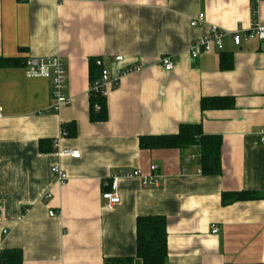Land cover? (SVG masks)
<instances>
[{
	"label": "crops",
	"instance_id": "1",
	"mask_svg": "<svg viewBox=\"0 0 264 264\" xmlns=\"http://www.w3.org/2000/svg\"><path fill=\"white\" fill-rule=\"evenodd\" d=\"M258 8L264 21V0ZM199 15L206 25L191 27ZM252 22L250 0H0V253L21 251L23 264H142L137 220L163 217L166 264H264V43L237 48L227 37L222 52L190 53L211 26L233 32ZM55 57L65 62L71 104L44 114L51 83L28 78L24 63ZM96 59L111 73L141 68L109 92L101 123L90 120ZM187 125L221 141L220 174L203 172L199 147L141 148V139ZM64 126L74 132L63 137ZM54 141L80 159L59 158ZM57 164L65 187L52 173ZM152 165L160 187L122 179L121 202L109 209L111 177L149 176ZM235 195L252 198L223 204Z\"/></svg>",
	"mask_w": 264,
	"mask_h": 264
},
{
	"label": "built area",
	"instance_id": "2",
	"mask_svg": "<svg viewBox=\"0 0 264 264\" xmlns=\"http://www.w3.org/2000/svg\"><path fill=\"white\" fill-rule=\"evenodd\" d=\"M263 0H250L253 22L247 29L238 28L233 32H227L217 26H211L210 31L204 37L194 41L190 47L192 58L197 59L202 54H210L213 52H222L225 49V40L231 37L235 47L240 48L244 43L258 42L264 43V21L259 19V5ZM193 28H201L206 25L204 15H199L190 23ZM123 57H116V63H122ZM95 65L101 70L100 76L95 80L89 89V96L96 95L107 99L111 90L117 89L122 78L131 73L141 71L139 67H130L124 70H117L111 73L105 68L102 59H96ZM163 66L166 71L174 69L173 62L170 59L163 60ZM26 75L28 78H43L51 83L52 104L44 111V114H58L64 107L71 104V100L66 95L67 87V69L65 62L60 57L49 59L29 58L25 61ZM96 111H100V107L96 106ZM2 108L0 107V118H2ZM62 136L67 137V132L62 130ZM264 145V133L261 139ZM53 151L59 158H71L73 160L80 159L79 151L70 148H62L58 141L53 142ZM158 165L151 166V175L143 176L139 171L132 173H121L111 177V183L108 184L109 190L103 194V200L108 203V208L112 209L121 202L118 192L119 181L122 179H137L141 182L144 189H157L160 187V176L158 174ZM52 173L57 178V183L61 187H65L69 182L67 173L60 165H55ZM50 216H55L54 212H50ZM211 233L217 235L219 228L216 225L211 226Z\"/></svg>",
	"mask_w": 264,
	"mask_h": 264
},
{
	"label": "trees",
	"instance_id": "3",
	"mask_svg": "<svg viewBox=\"0 0 264 264\" xmlns=\"http://www.w3.org/2000/svg\"><path fill=\"white\" fill-rule=\"evenodd\" d=\"M25 64V63H24ZM5 65H16L15 60H8ZM90 85L99 78L101 70L91 64ZM223 70L227 69L222 66ZM90 120L93 123L107 121V99L100 96L90 95ZM210 101L203 100L201 109L210 108ZM212 107L217 108V100L213 101ZM96 106L100 111H96ZM62 130L70 136L73 128L62 127ZM71 133V134H70ZM141 148L149 150H185L191 147L201 149L203 172L209 176L218 175L221 172V148L222 143L218 138L206 137L199 126H182L177 135L165 137H149L141 139ZM248 195H235L234 197L223 198V204L231 202L250 200ZM137 259L142 264H166L168 258V231L167 221L163 217H143L137 220ZM0 264H23V253L18 250L3 251L0 253ZM105 264H133L132 260H107Z\"/></svg>",
	"mask_w": 264,
	"mask_h": 264
},
{
	"label": "clouds",
	"instance_id": "4",
	"mask_svg": "<svg viewBox=\"0 0 264 264\" xmlns=\"http://www.w3.org/2000/svg\"><path fill=\"white\" fill-rule=\"evenodd\" d=\"M142 2L146 3V2H147V0H142Z\"/></svg>",
	"mask_w": 264,
	"mask_h": 264
}]
</instances>
